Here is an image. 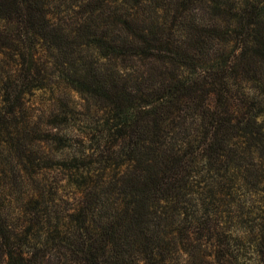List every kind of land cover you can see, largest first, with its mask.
Segmentation results:
<instances>
[{
	"label": "trees",
	"instance_id": "trees-1",
	"mask_svg": "<svg viewBox=\"0 0 264 264\" xmlns=\"http://www.w3.org/2000/svg\"><path fill=\"white\" fill-rule=\"evenodd\" d=\"M0 264H264V0H0Z\"/></svg>",
	"mask_w": 264,
	"mask_h": 264
}]
</instances>
